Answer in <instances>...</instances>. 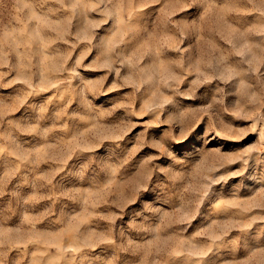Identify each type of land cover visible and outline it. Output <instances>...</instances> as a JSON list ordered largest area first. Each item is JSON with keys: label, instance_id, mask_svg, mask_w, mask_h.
Masks as SVG:
<instances>
[{"label": "rangeland", "instance_id": "obj_1", "mask_svg": "<svg viewBox=\"0 0 264 264\" xmlns=\"http://www.w3.org/2000/svg\"><path fill=\"white\" fill-rule=\"evenodd\" d=\"M0 264H264V0H0Z\"/></svg>", "mask_w": 264, "mask_h": 264}]
</instances>
